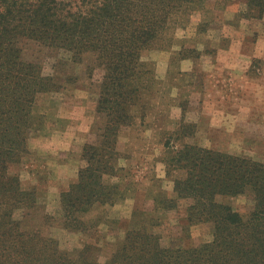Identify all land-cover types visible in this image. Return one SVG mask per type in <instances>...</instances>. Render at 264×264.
Returning a JSON list of instances; mask_svg holds the SVG:
<instances>
[{
	"label": "rangeland",
	"instance_id": "1",
	"mask_svg": "<svg viewBox=\"0 0 264 264\" xmlns=\"http://www.w3.org/2000/svg\"><path fill=\"white\" fill-rule=\"evenodd\" d=\"M248 1L204 0L186 17H175L167 40L140 52L135 78L146 79L139 84L143 105L118 125L110 171L115 175L101 178L119 188L108 198L97 186L90 205L69 203L65 194L90 166L84 149L105 134L107 113L98 105L104 76L113 71L92 53L74 56L66 48L23 44V63L36 66L56 88L35 95L38 128L8 164L16 190L36 200L32 207L14 208L11 220L57 243V252L67 259L63 264H156L157 256L147 255L153 249L135 247L134 236L142 230L157 238V254L167 255L211 245L220 233H258L252 222L259 213L257 195L264 193V7L250 11ZM135 87L128 82L125 90L130 95ZM185 147L200 149L201 163L210 164L196 163L193 175L177 171L171 160ZM223 161L251 165L256 184L243 192L232 194L236 187L222 192L226 184L219 177L229 170L218 174L212 162ZM95 162L99 168L108 163L101 156ZM181 178L207 181L204 200L228 208L235 224L216 225L211 214L190 218L195 201L176 190L175 179ZM64 201L80 206V212L66 218ZM27 211L34 216L24 218ZM220 250L217 259L232 249ZM36 252L46 255L49 249ZM256 256L253 251L244 259L256 264ZM48 259L34 257L28 264ZM57 261L51 258L50 264Z\"/></svg>",
	"mask_w": 264,
	"mask_h": 264
},
{
	"label": "trees",
	"instance_id": "2",
	"mask_svg": "<svg viewBox=\"0 0 264 264\" xmlns=\"http://www.w3.org/2000/svg\"><path fill=\"white\" fill-rule=\"evenodd\" d=\"M203 1L0 0V264H28L34 257L37 260L49 258L47 264H50L51 258L58 259L51 264H63L67 260L57 252V243L44 237L40 231L25 229L20 222L11 220L14 208L32 207L36 200L33 195L26 196L16 190L15 177L7 174L8 164L25 151L29 133L38 128L40 117H35V95L56 88L52 79L42 78L40 71L38 74L36 66L23 63V44L66 48L71 50L74 56L92 53L95 61L106 65L110 72L113 71V75L104 76L105 82L101 85L104 90L98 105L100 113H107L104 116L107 118L105 134H102V138L98 137L97 145H88L84 149L90 166L81 171L76 186L69 194H65L69 203H73V200L74 203L85 200L86 204L90 205L91 199L98 193L97 186L108 198L115 195V189L119 188L118 185L108 183L109 181L102 182L101 178L103 175H115L110 171L116 161L118 125L133 117L132 108L137 109L139 105H143L139 84L146 82V79L140 76L135 78L142 66L137 63L140 52L167 40V33L173 27L175 17H186L190 12L197 10ZM263 2L264 0H249L248 10L262 11ZM153 79L152 77L147 81L152 85L155 81ZM128 82L136 84L130 95L125 90ZM100 130L103 128L100 127ZM98 156L107 160L110 165L106 163L108 167H96L95 159ZM202 159L200 149L185 147L176 152L171 165L185 175H193L192 168L198 166L196 163L203 166L208 162L201 163ZM212 163L218 174L229 170L224 177H219L224 178L226 184L222 192L236 187L232 193L234 194L251 187L252 183L256 184L251 165L240 164L239 161L235 165L227 161H223V164ZM197 178H202L200 171H197ZM262 182L263 179L259 177L257 184ZM206 183L204 180L194 182L192 178L175 179L176 190L195 201L189 207L190 218L211 214L216 225L225 227L235 224L229 219L230 215L226 210L228 208L215 204L212 200H204ZM257 198L259 213L254 217L252 228H260L258 233L251 232L243 236L220 233L211 245L167 255L164 251L157 254L155 249H160L157 238L142 230L134 236L137 241L135 247L153 249L148 251L147 255H156V264H222L218 263L219 259L225 263L233 261L229 264H250L252 260L244 259V255L253 251L257 253L256 264H264V255L260 251L264 249V234H261L264 232V193H258ZM69 203H62L66 218L81 210L80 206H70ZM30 216H34L30 211L24 213V218ZM132 235H128V241ZM38 249H49V252L41 255L36 252ZM220 249L232 250L223 252L217 259ZM228 257L233 259H227ZM38 264L46 263L43 261Z\"/></svg>",
	"mask_w": 264,
	"mask_h": 264
}]
</instances>
